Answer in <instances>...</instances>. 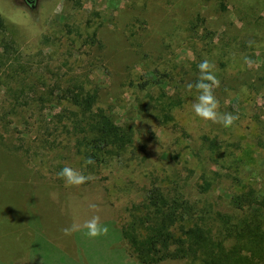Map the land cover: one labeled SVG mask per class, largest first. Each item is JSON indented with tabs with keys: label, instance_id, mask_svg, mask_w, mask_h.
Returning <instances> with one entry per match:
<instances>
[{
	"label": "trees",
	"instance_id": "trees-1",
	"mask_svg": "<svg viewBox=\"0 0 264 264\" xmlns=\"http://www.w3.org/2000/svg\"><path fill=\"white\" fill-rule=\"evenodd\" d=\"M70 1L74 5L79 2ZM165 1L172 6L176 0ZM208 1H212L209 7ZM197 2L200 7L190 8L191 11L180 6L182 15L176 24L187 33L186 42L193 58L178 64L173 59L177 54L164 50L166 56L160 59L170 67L164 71L148 68L150 57L155 63L154 52L141 49L143 41L136 37L142 34L143 25L128 35L127 43L133 47L129 54L106 50L98 34L101 24L82 37L90 54L99 51L93 57L95 67L105 76L111 74L105 60L111 65L117 56L123 59V70L117 73L128 77L125 86L128 84L136 93L134 104L125 109H121L119 103L106 102L98 82L71 70L46 71L34 82L27 81L30 75L21 69L15 42L6 37L0 39V88L4 90L0 99V203H3L1 198L12 194L18 195L17 198H10L6 203H19L23 193L33 191L26 183L16 189L10 168L12 158H16L19 151L29 150L24 138L35 128L42 134L38 141L49 150L58 149L62 141L72 146L81 158L82 171L95 177L81 185L85 195L64 198V203L69 205L68 213H64L69 225L71 222L80 224L83 214L88 218L99 215L101 220L110 217L126 224L120 231L121 238L127 242L130 256L139 264H159L166 260L192 264H264V191L248 186L232 192L228 200L221 196L209 200L205 196L220 182L234 180L229 171L231 166L226 167L223 159L228 149L226 132L222 125L216 124L211 130L200 125L205 121L196 117L191 108L198 92L185 87L195 82L199 75L197 65L204 59L216 66L219 93L239 83L247 86L244 88L247 97L258 94L264 85V76L250 77V82L241 81L249 73L248 64L240 68L231 67L229 63L231 53L245 58V42L228 37L225 27L210 29L203 12L211 10L226 18L228 7L232 6L236 8L237 18L243 20L238 11L241 0ZM169 23L167 32L176 26L175 19ZM7 29L0 16V33ZM100 55H104L101 60ZM135 66H139L140 72L132 76ZM187 107L198 124L191 122L184 130L178 126V121L182 120L180 114ZM14 135L17 138L14 139ZM173 145L178 149H171ZM87 157H92L95 164L85 168L84 158ZM161 159L166 163L160 164ZM28 162L37 163L32 159ZM115 164L119 168L117 174L111 168ZM110 175L124 180L118 183L116 203L127 194L132 196L134 190L139 192L140 199L131 198L115 205L108 200L111 194L104 186L92 191L96 178L102 176V180H107ZM53 176L61 182L55 174ZM59 186L63 188L62 183ZM189 187L204 201H191ZM91 204L97 208L89 207Z\"/></svg>",
	"mask_w": 264,
	"mask_h": 264
},
{
	"label": "rangeland",
	"instance_id": "rangeland-1",
	"mask_svg": "<svg viewBox=\"0 0 264 264\" xmlns=\"http://www.w3.org/2000/svg\"><path fill=\"white\" fill-rule=\"evenodd\" d=\"M211 2H207L208 7ZM197 3V0H187L185 3L183 0H176L174 5L169 6L170 3L165 0H79L74 5L70 0H0V16L8 26L6 32L0 33V39L6 37L15 42L20 53L21 69L30 75L27 81L34 82L46 71L71 70L72 73L83 74L88 76V80L98 82L103 88V99L106 102L119 103L121 109H125L134 104L136 93L128 84L125 86L128 77L122 72L117 73L123 70V59L117 56L111 65L105 60L104 63L111 71L110 75L105 76L103 71L95 67L93 57L99 51L90 54L82 37L101 24L98 34L106 50L129 54L133 47L127 43L128 35L143 25L142 34L136 37L143 41L141 49L154 52L155 63L150 57L147 60L151 63L148 68L164 71L163 69L170 68L160 59L166 56L164 50L169 49L168 54H177L173 59L178 64L184 59L193 58L186 42L187 33L176 24H179L182 15L180 6H186L188 9L185 10L191 11L197 9ZM142 5L145 6L140 9ZM239 7L241 10L238 11L243 20L237 18L236 8L232 6L228 7L226 18L219 17L211 10L203 12L207 15L210 29L221 30L225 27L228 37L236 39L237 42H245L244 56L253 63L248 65L249 73L241 81L247 79L250 82V77L255 79L264 76V0H241ZM173 19L176 26L174 30L167 32L166 27L170 26L169 22ZM231 54L233 55L229 66L243 68V55ZM103 56L100 55L99 60ZM88 65L94 68H87ZM139 70V66H135L132 76L140 72ZM231 85L229 90L225 85L223 93H219L217 88L214 94L219 100L220 112L239 116L231 127L225 128V144H228V149L223 159L226 167L231 166L229 171L234 180L220 182L216 189L205 195L209 200L219 196L228 200L232 192H239L248 186L264 191V85L259 90V95L248 97L247 90L244 89L247 86L239 83ZM3 91L0 88V99ZM232 99L235 100L232 102ZM180 116L182 120L179 119L178 126L184 130L191 122L197 126L189 107ZM200 125L207 130L217 127L210 121ZM29 132L24 138L29 150L19 151L18 156L12 158L10 170L13 174L10 175L15 177L12 180L16 183V189L26 183L31 185L33 191L23 193L19 203H6L10 198H17L18 195L15 194L1 198L0 264H139L130 256L129 246L121 238L120 231L126 224L119 223L117 219H102L101 222L107 226L108 232L94 239L88 238L83 231L74 232L70 236L62 233V229L69 226L68 216L64 214L68 213L69 205L64 203V198L68 199L70 195L74 197L80 193L83 196L85 192L82 186H68L62 179L58 183L53 174L57 177V173L66 165L82 171L81 158L65 141L61 142L58 149L49 150L38 141V138H42L41 132L35 128ZM15 137L17 135H14V139ZM175 147L173 145L171 149L177 150ZM28 159L37 163L31 164ZM8 162L11 163L10 160ZM161 162L166 163L165 159H161L160 164ZM111 168L115 174L118 173L116 164ZM112 175L106 177L107 180H102V176L96 178L98 183L96 182L95 187L96 183L93 185L92 191L104 186L111 194L108 195V200L115 205L124 204L131 198L135 201L140 199L139 192L134 190L132 196L127 194V197H121L116 203L114 197L118 194V183L124 180H118ZM5 178L6 175L3 176ZM61 183L63 188L59 186ZM199 196L190 188L191 201L203 202L204 199ZM86 219L88 216L83 214L80 224ZM159 264L192 263L166 260Z\"/></svg>",
	"mask_w": 264,
	"mask_h": 264
},
{
	"label": "clouds",
	"instance_id": "clouds-1",
	"mask_svg": "<svg viewBox=\"0 0 264 264\" xmlns=\"http://www.w3.org/2000/svg\"><path fill=\"white\" fill-rule=\"evenodd\" d=\"M244 62L248 65L253 63L248 57L244 58ZM197 68L199 72L197 79L185 86L189 91L195 89L198 92L195 101L191 105L194 115L203 121L220 124L225 128L231 127L239 119V116L238 114L219 111L220 103L214 95V90L220 87V80L215 74L216 66L208 59H204L197 65ZM94 164L95 160L92 157L84 158L85 168ZM57 177L62 179L66 185L72 187H79L95 179L91 173L85 174L83 171L67 165L57 173ZM89 207L97 208L95 204H91ZM77 231H83V234L88 238L94 239L106 235L108 228L101 222L99 215H93L82 224L73 223L62 229L65 236H70Z\"/></svg>",
	"mask_w": 264,
	"mask_h": 264
},
{
	"label": "flooded vegetation",
	"instance_id": "flooded-vegetation-1",
	"mask_svg": "<svg viewBox=\"0 0 264 264\" xmlns=\"http://www.w3.org/2000/svg\"><path fill=\"white\" fill-rule=\"evenodd\" d=\"M29 1V0H28Z\"/></svg>",
	"mask_w": 264,
	"mask_h": 264
}]
</instances>
